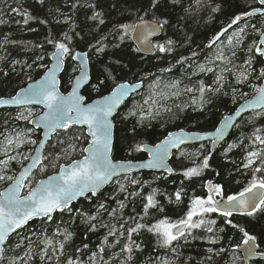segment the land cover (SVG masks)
<instances>
[{
	"label": "trees",
	"instance_id": "obj_1",
	"mask_svg": "<svg viewBox=\"0 0 264 264\" xmlns=\"http://www.w3.org/2000/svg\"><path fill=\"white\" fill-rule=\"evenodd\" d=\"M257 7V0H0V97L12 96L40 77L55 48L67 50L59 77L62 93L69 91L76 74L72 53H87L90 82L83 90L86 101L108 94L122 82L146 84L164 78L184 83L190 72L187 66L208 57L211 40ZM140 19H152L161 26L151 56L140 55L130 41V32ZM247 20L257 29L264 16ZM245 37V44L258 40L250 28ZM240 53L249 55L253 67L242 83L230 81L224 89L206 95V86L213 85L211 76L186 80L196 90V97L206 95L201 109L172 103L155 120L140 123L137 116L124 115L137 95L129 99L113 120L111 158L142 160L146 156L141 146L154 145L174 130H214L224 115L261 84L262 59L253 48L249 54ZM16 112L0 111V144L12 128L31 129L27 121L11 118ZM251 116L242 117L211 155L206 144L184 148L198 149L200 155L195 159L174 154L172 175L133 174L146 183L133 188L137 196L125 199L114 190L113 182L95 197L78 200L66 212L29 223L8 240L0 264H100L101 260H109L107 264H156L166 257L168 264H242L236 248L245 237L254 238L264 252V202L250 215L197 210L198 204L207 201L204 183L208 180L220 186L221 199L255 185L264 187V111ZM32 137L37 141L38 132ZM231 143L234 146L229 148ZM86 144L81 129L58 132L30 180L37 181L61 164L78 159ZM253 151L260 155L248 166L247 156ZM8 167L15 173L19 169L13 163ZM156 176L159 178L154 179ZM179 223H187V231L176 239L166 238L165 227Z\"/></svg>",
	"mask_w": 264,
	"mask_h": 264
},
{
	"label": "water",
	"instance_id": "obj_2",
	"mask_svg": "<svg viewBox=\"0 0 264 264\" xmlns=\"http://www.w3.org/2000/svg\"><path fill=\"white\" fill-rule=\"evenodd\" d=\"M257 8L240 16L236 23L255 16H264V0H257ZM161 35V26L152 19L138 21L131 32L130 40L142 56L154 53L153 42ZM256 55L264 63V30L257 40ZM66 52L56 48L50 55L49 65L43 74L28 82L10 97H0L1 110L38 108L41 113L29 121V126L39 132V140L28 161L19 169L11 183L0 191V260L7 241L14 234L35 220L51 218L57 212L66 211L72 204L86 196L95 197L115 179L140 172L172 175L170 161L174 153L184 147L208 144L209 155L226 141L238 121L247 114L264 110V79L258 91L240 102L230 113L223 116L210 132H191L182 129L168 133L155 145L144 144L143 160L113 161V119L125 103L143 89L142 83L122 82L108 94L85 103L82 94L90 82L87 53L76 51L71 62L78 67L70 90H59V77L64 69ZM70 126L84 129L88 144L83 157L40 179L25 193V185L39 168L49 141ZM209 195L218 196L219 187L211 181L204 184ZM264 199V188L251 190L229 201L213 202V209L224 214H249L256 210ZM185 225L172 229L173 235L185 230ZM243 264L255 261L264 263V253L254 239L248 238L238 248Z\"/></svg>",
	"mask_w": 264,
	"mask_h": 264
},
{
	"label": "rangeland",
	"instance_id": "obj_3",
	"mask_svg": "<svg viewBox=\"0 0 264 264\" xmlns=\"http://www.w3.org/2000/svg\"><path fill=\"white\" fill-rule=\"evenodd\" d=\"M248 28H250V30L252 29L253 35L259 37L264 29V21L260 22L259 28L253 29L252 26L249 25L248 20L239 23H236V20H234L222 33L216 35L211 40V49L208 57L202 61H192L187 66L190 68V72L186 75L184 83H181L182 81L179 79L167 80L164 78H155L146 84L143 83L144 88L142 92L137 95V99L131 102L124 115H135L141 123L155 120L165 112L172 103H180L184 104L185 107L201 109L206 103L205 99L207 94H214L218 92V90L224 89L230 81L242 83L247 80L251 72H253V67L249 55L241 56L240 54L244 53L240 52L249 54V50L252 48L254 50L257 49V41L255 43L250 42L245 44V34ZM75 70L77 72V67H75ZM194 76L212 77L210 78L213 80V85L206 86V95L199 94V96L196 97V90L185 83L186 80H190ZM260 77L263 78L264 73H261ZM251 85L252 84H249V86ZM257 90L258 87L254 92ZM243 95L245 96V93H243ZM39 113L40 110L35 108L21 109L17 110L11 118H14L20 123L28 122ZM261 113H263V111L252 113L251 118H255ZM34 132L35 131L32 129L28 130L23 127H18L10 129L3 137L0 144V186L8 185L15 175V172L8 167L10 163L20 167L29 158L32 149L36 145V141L32 137V133ZM233 146V143L228 145L229 148ZM198 155H200L198 149L192 151L182 149L179 151L177 157L195 159ZM259 155L258 151H253L248 154L246 164L250 166ZM156 178H159V176L154 177V179ZM35 181L36 180L33 179L30 180L27 184V188H30ZM145 184L146 183L140 180L139 175H129L117 179L112 185H114V190L119 195L121 194L125 199H129L138 194V192L133 189L135 186H141L142 188ZM111 198H114V196H111ZM206 202L198 204L197 210L208 208L211 202L209 204ZM205 204L206 207L204 206ZM170 227L171 226H167L164 230V235L168 239L170 238L168 236ZM166 258L159 259L156 264H168ZM108 261L109 260H101L99 263L107 264Z\"/></svg>",
	"mask_w": 264,
	"mask_h": 264
},
{
	"label": "bare ground",
	"instance_id": "obj_4",
	"mask_svg": "<svg viewBox=\"0 0 264 264\" xmlns=\"http://www.w3.org/2000/svg\"><path fill=\"white\" fill-rule=\"evenodd\" d=\"M249 12H250V11H249ZM247 13H248V12H247ZM247 13H246V14H247ZM242 16H243V15H242ZM238 18H239V17H238ZM238 18H237V19H238ZM237 19H236V20H237ZM243 21H244V20H243ZM134 83H142V82H134ZM142 84H143V83H142Z\"/></svg>",
	"mask_w": 264,
	"mask_h": 264
}]
</instances>
